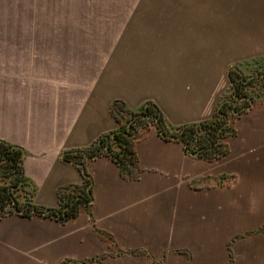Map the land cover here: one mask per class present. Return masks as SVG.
<instances>
[{"label":"crops","instance_id":"obj_1","mask_svg":"<svg viewBox=\"0 0 264 264\" xmlns=\"http://www.w3.org/2000/svg\"><path fill=\"white\" fill-rule=\"evenodd\" d=\"M183 21L210 38L198 42ZM80 54L105 57L69 65ZM0 55H14L0 65V139L24 150L33 203L57 208L59 189L83 181L66 154L114 137L116 101L153 102L172 126L213 117L230 71L264 57V0H0ZM262 96L227 122L218 158L156 126L136 141L138 177L95 154L90 208L65 222L0 218V264H264Z\"/></svg>","mask_w":264,"mask_h":264},{"label":"trees","instance_id":"obj_2","mask_svg":"<svg viewBox=\"0 0 264 264\" xmlns=\"http://www.w3.org/2000/svg\"><path fill=\"white\" fill-rule=\"evenodd\" d=\"M230 76L233 81L235 73L232 70ZM227 108L231 109V105L226 107L223 103L210 119L191 125L172 126L153 102L145 103L138 110H129L124 108L123 103L116 101L113 113L119 119L120 126L114 137L105 135L85 149L66 154V160H73L83 168V181L59 189L60 204L57 208H44L33 203L37 188L25 176L24 150L0 139V218L19 212L25 216L44 214L61 222L74 218L82 209L90 208L92 180L85 171L88 159L95 154L109 155L117 161L126 177H138L140 169L135 144L150 126H156L167 138L183 141L189 152H198L199 156L209 160L218 158L229 151L223 138L231 130L227 122L236 115L232 107L229 117Z\"/></svg>","mask_w":264,"mask_h":264},{"label":"rangeland","instance_id":"obj_3","mask_svg":"<svg viewBox=\"0 0 264 264\" xmlns=\"http://www.w3.org/2000/svg\"><path fill=\"white\" fill-rule=\"evenodd\" d=\"M181 29L184 32H191L194 31L193 33L199 32L200 33V40L198 42H207L208 38H210V36L206 33V31L202 28L199 27L195 30V27H193L192 25L187 24L185 21H183L182 25H181ZM186 43H195V41H193L192 39H185ZM229 50V49H228ZM231 51V50H230ZM224 52L222 54L223 58H228L230 59V57L233 56L232 52ZM53 56V55H52ZM68 57V63L69 65H99V63H101L102 59L105 57V55H100V54H87V55H67ZM57 58V55H54V59L55 60ZM226 61V60H225ZM224 61V62H225ZM14 62V55H0V65H4V64H8V65H13ZM246 65L247 67L244 69V77H251L254 74L264 71V57H261V59H252L251 61H246ZM260 92H262L261 94H263L262 98H258L261 99L262 101H264V89L261 90ZM232 95V86L230 89V92L228 94V96ZM170 248V247H169ZM235 258H238V254L235 255ZM169 256L167 255L164 259V261H162L161 264H169ZM237 263L234 259V261L230 264H235Z\"/></svg>","mask_w":264,"mask_h":264},{"label":"flooded vegetation","instance_id":"obj_4","mask_svg":"<svg viewBox=\"0 0 264 264\" xmlns=\"http://www.w3.org/2000/svg\"><path fill=\"white\" fill-rule=\"evenodd\" d=\"M237 75V70H232ZM234 77L232 81V95L228 96L224 104L226 107L231 105V109L228 110L229 117L232 115V107H236L234 110L236 113L239 110V107L246 110L252 103H254L256 97L261 95V90L264 89V71L258 72L251 77H244L243 73L240 76ZM239 94V98H237ZM238 109V110H237Z\"/></svg>","mask_w":264,"mask_h":264}]
</instances>
